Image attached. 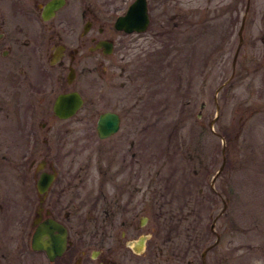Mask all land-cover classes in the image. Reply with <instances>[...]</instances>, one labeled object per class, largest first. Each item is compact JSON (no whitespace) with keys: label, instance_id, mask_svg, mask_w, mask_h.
Masks as SVG:
<instances>
[{"label":"rangeland","instance_id":"1","mask_svg":"<svg viewBox=\"0 0 264 264\" xmlns=\"http://www.w3.org/2000/svg\"><path fill=\"white\" fill-rule=\"evenodd\" d=\"M132 1L67 0L61 14L112 24ZM147 2L150 29L118 36L128 42L127 63L119 53L103 64L89 57L94 71L77 84L82 108L58 120L49 104L50 116L38 120L45 126H35V159L47 156L60 174L50 205L88 264L101 261H89L90 252L108 241L121 260L126 251L125 264H264V0ZM107 110L122 123L100 139L96 120ZM17 186L24 196L8 203L12 225L18 217L28 229L38 191ZM3 226L0 257H40L17 249V229L10 241ZM141 236L142 254L122 244Z\"/></svg>","mask_w":264,"mask_h":264},{"label":"flooded vegetation","instance_id":"2","mask_svg":"<svg viewBox=\"0 0 264 264\" xmlns=\"http://www.w3.org/2000/svg\"><path fill=\"white\" fill-rule=\"evenodd\" d=\"M48 1L50 0H0V220L4 222L2 227L4 238L15 240L12 233L14 226L17 229L15 247L21 249L22 246L28 245L33 253L40 256L36 258L37 260L27 262L22 257L9 258L2 254L0 264H69L71 260H74L73 264H88L84 252H78V256L74 255L76 252L74 241L69 238L70 223L67 220L66 222L59 220L51 206L53 199L51 192L54 182L59 181L60 174L56 166L48 162L47 156L35 159L37 145L33 144V139L38 137L35 126H45V123H38V120L50 116L49 104L51 114L56 119L63 120L53 111L54 101L59 94L77 92L82 97V106L84 105L86 99L77 84L80 73L89 75L94 71V66L92 68L89 65V57L95 55L99 64H103L104 59L119 53V61L127 63L128 42L120 40L119 34L125 36L142 34L150 29V17L145 31L128 33L115 28L114 22L106 23L105 18L100 20L97 17H89L85 12L80 14L81 20L76 18L74 10H68V15L64 16L61 11L64 10L67 0L48 15L44 8ZM81 62L83 66L78 70ZM111 66L115 67L116 64L113 63ZM115 77L116 75H113L111 78ZM117 77L125 78L120 83V87H124L128 80L125 67L120 68ZM95 86L96 81L92 80L89 87ZM116 113L120 117L121 126L122 118L118 112ZM17 132L24 137V143L16 142L13 136ZM39 155L40 151L37 156ZM49 173L54 175L52 184L44 193L37 192L38 201L35 205L30 202L24 224L28 229L18 217L15 225H12L14 220L11 219L8 203L11 196H24L22 192H15L16 189H20L17 184L34 183L36 186L38 179ZM5 182L10 185L4 188L2 183ZM22 191L28 192V189L23 186ZM19 211L18 216H21L22 209ZM49 218L61 223L67 233L65 251L52 260L45 250L32 248L35 229L38 224ZM121 236H124V232ZM104 244L90 252L89 261L101 259L98 264L126 263V251L121 260L116 243L108 241L105 244L107 246ZM122 244L127 251L137 255L147 249L145 236L139 237L135 242L126 241ZM104 253H110V257L104 256ZM202 263L204 264L203 258Z\"/></svg>","mask_w":264,"mask_h":264},{"label":"water","instance_id":"3","mask_svg":"<svg viewBox=\"0 0 264 264\" xmlns=\"http://www.w3.org/2000/svg\"><path fill=\"white\" fill-rule=\"evenodd\" d=\"M64 0H50L45 5V12L51 15L61 7ZM149 22L146 0H134L123 15L115 20V28L128 33L145 31ZM83 104L82 97L77 92L59 94L53 104L54 114L61 119H68L78 112ZM120 126V117L116 112L106 111L99 115L96 132L99 138H107L115 134ZM54 175L41 176L36 188L39 193H44L52 184ZM67 233L65 227L54 219H47L38 224L32 237V248L43 249L49 259L63 254L66 249ZM204 255V253H203Z\"/></svg>","mask_w":264,"mask_h":264}]
</instances>
